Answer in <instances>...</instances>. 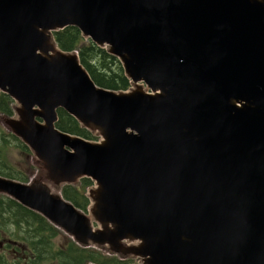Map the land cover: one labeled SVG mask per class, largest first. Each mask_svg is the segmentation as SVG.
Instances as JSON below:
<instances>
[{
    "label": "water",
    "instance_id": "water-1",
    "mask_svg": "<svg viewBox=\"0 0 264 264\" xmlns=\"http://www.w3.org/2000/svg\"><path fill=\"white\" fill-rule=\"evenodd\" d=\"M69 26L119 60L128 90L58 48ZM0 93L5 129L42 171L0 176V195L77 245L264 264V0H0ZM58 109L98 140L60 131ZM82 178L87 212L61 194Z\"/></svg>",
    "mask_w": 264,
    "mask_h": 264
},
{
    "label": "trees",
    "instance_id": "trees-1",
    "mask_svg": "<svg viewBox=\"0 0 264 264\" xmlns=\"http://www.w3.org/2000/svg\"><path fill=\"white\" fill-rule=\"evenodd\" d=\"M54 41L64 52L76 51L82 66L99 87L125 91L131 87L124 75L119 60L106 49L84 39L80 31L72 26L54 33ZM13 101L0 93V114L12 116ZM56 127L70 135L95 141L98 138L82 128L64 110H57ZM21 152L28 151L18 138L0 126V176L22 183L28 182L26 173L14 167L7 158L10 147ZM93 186L88 178L77 184L63 185L61 194L77 209L86 212L89 207L87 189ZM60 234L44 217L20 205L7 196L0 195V240L5 245L0 250V264H129L130 260H120L95 248H85L68 239L62 246L54 249L53 240Z\"/></svg>",
    "mask_w": 264,
    "mask_h": 264
},
{
    "label": "rangeland",
    "instance_id": "rangeland-1",
    "mask_svg": "<svg viewBox=\"0 0 264 264\" xmlns=\"http://www.w3.org/2000/svg\"><path fill=\"white\" fill-rule=\"evenodd\" d=\"M4 115L0 114V126L5 130V127L2 123V117ZM9 132V131H7ZM7 158L10 161V163L14 167H18L20 170L24 171L28 177V182L29 180L39 177L42 175L41 169L33 163V155L31 151H20L19 149H16L14 147H10V150L7 154ZM22 183V182H21ZM94 226H97L94 224ZM69 236L63 232H60V234L53 240V247L54 249L58 248V246H62L66 241H68ZM71 240V239H70ZM1 241V240H0ZM5 245V241L3 242ZM5 250H0V251H6ZM103 252H106V250L102 249ZM108 253V252H106ZM126 260H130L131 262L129 264H140V259L135 258V257H127Z\"/></svg>",
    "mask_w": 264,
    "mask_h": 264
}]
</instances>
